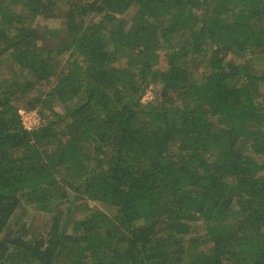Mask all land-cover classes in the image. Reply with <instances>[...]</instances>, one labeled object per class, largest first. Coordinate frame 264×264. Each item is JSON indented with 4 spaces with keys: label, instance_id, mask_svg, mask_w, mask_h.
I'll return each mask as SVG.
<instances>
[{
    "label": "trees",
    "instance_id": "obj_1",
    "mask_svg": "<svg viewBox=\"0 0 264 264\" xmlns=\"http://www.w3.org/2000/svg\"><path fill=\"white\" fill-rule=\"evenodd\" d=\"M0 264H264V0H0Z\"/></svg>",
    "mask_w": 264,
    "mask_h": 264
},
{
    "label": "rangeland",
    "instance_id": "obj_2",
    "mask_svg": "<svg viewBox=\"0 0 264 264\" xmlns=\"http://www.w3.org/2000/svg\"><path fill=\"white\" fill-rule=\"evenodd\" d=\"M63 26V23L60 19H53V20H40L39 21V27L40 28H49V30H53V29H57V28H61ZM257 64V62L255 63V65ZM145 95V94H144ZM152 96V94H150L149 98ZM144 97V96H143ZM20 111H23L22 108L19 109ZM27 111H33L35 113L38 114V112L36 110H27ZM93 206V205H91ZM99 207H101V205H98ZM98 207V208H99ZM19 216L22 217L23 220H26L28 222H31L32 224L41 227L43 226L46 221H47V217L48 215L46 214H39L38 215L36 213H32L30 211H20L19 212Z\"/></svg>",
    "mask_w": 264,
    "mask_h": 264
},
{
    "label": "built area",
    "instance_id": "obj_3",
    "mask_svg": "<svg viewBox=\"0 0 264 264\" xmlns=\"http://www.w3.org/2000/svg\"><path fill=\"white\" fill-rule=\"evenodd\" d=\"M149 96H150V91H147L142 99L145 100L146 98H149ZM19 113L22 124L27 129H30L31 127H34L36 124L39 123V116L37 113L33 111H20V110Z\"/></svg>",
    "mask_w": 264,
    "mask_h": 264
}]
</instances>
